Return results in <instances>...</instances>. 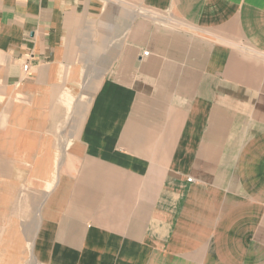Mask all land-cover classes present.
<instances>
[{
  "label": "crops",
  "instance_id": "obj_1",
  "mask_svg": "<svg viewBox=\"0 0 264 264\" xmlns=\"http://www.w3.org/2000/svg\"><path fill=\"white\" fill-rule=\"evenodd\" d=\"M0 213L37 264H264V0H0Z\"/></svg>",
  "mask_w": 264,
  "mask_h": 264
},
{
  "label": "rangeland",
  "instance_id": "obj_2",
  "mask_svg": "<svg viewBox=\"0 0 264 264\" xmlns=\"http://www.w3.org/2000/svg\"><path fill=\"white\" fill-rule=\"evenodd\" d=\"M9 200L10 197L8 196L6 198L7 204ZM0 215L2 216L1 213ZM30 248L31 245L22 250V247L17 244L15 232L8 230L5 238L0 237V264H37L32 258Z\"/></svg>",
  "mask_w": 264,
  "mask_h": 264
},
{
  "label": "built area",
  "instance_id": "obj_3",
  "mask_svg": "<svg viewBox=\"0 0 264 264\" xmlns=\"http://www.w3.org/2000/svg\"><path fill=\"white\" fill-rule=\"evenodd\" d=\"M143 55L147 56V52H144ZM26 69H27V65H24L23 70H26Z\"/></svg>",
  "mask_w": 264,
  "mask_h": 264
}]
</instances>
